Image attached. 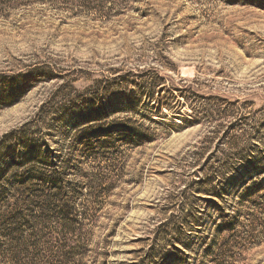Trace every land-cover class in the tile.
<instances>
[{"label":"rangeland","instance_id":"374dc122","mask_svg":"<svg viewBox=\"0 0 264 264\" xmlns=\"http://www.w3.org/2000/svg\"><path fill=\"white\" fill-rule=\"evenodd\" d=\"M44 182L86 264H264V0H0V226Z\"/></svg>","mask_w":264,"mask_h":264},{"label":"trees","instance_id":"16d2710c","mask_svg":"<svg viewBox=\"0 0 264 264\" xmlns=\"http://www.w3.org/2000/svg\"><path fill=\"white\" fill-rule=\"evenodd\" d=\"M19 188L36 192L37 214L16 212L0 226V264H86L90 232L74 202H66L60 188L48 182ZM48 190L56 193L45 196Z\"/></svg>","mask_w":264,"mask_h":264}]
</instances>
